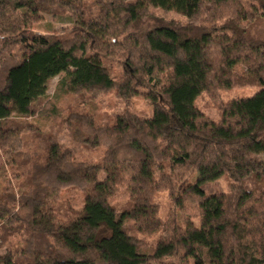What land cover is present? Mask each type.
I'll return each instance as SVG.
<instances>
[{
  "label": "trees",
  "instance_id": "1",
  "mask_svg": "<svg viewBox=\"0 0 264 264\" xmlns=\"http://www.w3.org/2000/svg\"><path fill=\"white\" fill-rule=\"evenodd\" d=\"M45 15L74 25L42 34ZM59 76L67 93L144 97L152 115L70 117L83 150L101 153L92 162L15 119L34 116ZM236 87L257 90L222 104L218 121L198 108L203 93ZM0 153V264H264V0H0ZM223 177L230 192L210 193ZM165 181L173 211L191 205L198 222L160 217ZM69 188L80 209L62 201ZM139 234H159L150 252Z\"/></svg>",
  "mask_w": 264,
  "mask_h": 264
},
{
  "label": "rangeland",
  "instance_id": "2",
  "mask_svg": "<svg viewBox=\"0 0 264 264\" xmlns=\"http://www.w3.org/2000/svg\"><path fill=\"white\" fill-rule=\"evenodd\" d=\"M108 0H102L107 2ZM90 7H93V2H87ZM151 12L167 21H175L177 23H186V18L169 11L152 8ZM74 25V20L69 16H52L45 15L44 20L33 24V29L42 34H63L67 33ZM119 57L105 58V65L109 68L111 74L115 78H120L123 75V67L119 62ZM63 76L56 77L49 81L47 93L39 99L35 106V114L32 117L15 118L17 121L29 123L37 127L42 135L51 138L64 146L78 149L81 156L90 159L92 162H97L100 157V152H89L83 150V137L77 130L75 124L68 122L73 115H84L93 118L96 124H105L112 122L116 115L124 111L127 107L132 112H135L144 117L152 115L153 108L149 101L144 97H136L130 102L120 99L117 96L116 90L86 94V93H67L65 89L60 88V81ZM257 89L255 88H233L230 90H215L212 92L203 93L197 100L198 108L210 119L218 121L220 119L221 105L233 99L249 98ZM85 131V127L82 128ZM2 155L1 159L4 162L7 159L6 155ZM258 158L264 161V153L258 155ZM197 180V175L194 174L189 183L194 184ZM169 182H163V189L154 197V203L157 204L160 217L163 220L170 218L175 212V217L181 223L183 215H189L198 222L197 210L193 206H189L185 213L175 210L172 206L167 190ZM231 183L227 177H223L217 182L209 184L207 189L210 193H229ZM83 194L76 188L63 190L62 201L71 205L75 209H80L83 204ZM128 196L121 191L118 195L111 199L112 205L121 211L127 205ZM131 223H128L130 225ZM159 234L155 236L137 235L142 243L143 250L150 252L156 244Z\"/></svg>",
  "mask_w": 264,
  "mask_h": 264
}]
</instances>
